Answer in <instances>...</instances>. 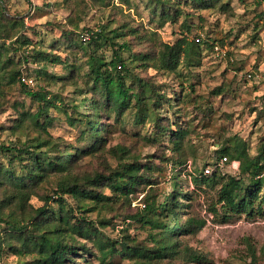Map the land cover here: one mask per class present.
Segmentation results:
<instances>
[{
    "label": "rangeland",
    "instance_id": "374dc122",
    "mask_svg": "<svg viewBox=\"0 0 264 264\" xmlns=\"http://www.w3.org/2000/svg\"><path fill=\"white\" fill-rule=\"evenodd\" d=\"M148 1L110 0L107 5H99L100 2L86 0L77 5L67 0H2L6 17L22 18L24 26L23 29L13 28L10 32L9 28L6 29V34L9 33L11 37L1 38L0 44L5 42L10 45L17 38L19 41L11 47L19 45L21 48H10L9 52L15 60L21 58L22 54H31L34 48H41L73 64H82L84 71L88 68L85 65L89 50L84 49L85 44L80 46L81 34L79 37L75 36L78 47H67L64 42L65 31H75L77 34L87 27L90 32H96L100 25L106 23L107 30L125 23L133 26L137 33H126L118 41L127 40L130 51L136 55L147 54L148 50L155 52L161 42L174 43L183 35L190 40L208 39L207 43H201L199 62L190 68L181 67V76L160 70L154 65L142 66L129 61L132 77L137 75L151 81L156 90L160 89L168 96L177 94L179 100L172 102L171 107L165 104L159 109V115L168 118V124H172L173 129L176 126L174 122L188 125L189 133L182 140L183 156L180 157L179 153L172 150L173 143L168 137H161L163 144L157 146L143 140L142 136L151 133L152 124L134 123V108H130L123 113L121 121L116 120L114 113L107 117L101 114L102 123L108 126L102 136V149L95 155L80 157L74 164L72 173L79 179L93 176L97 172L110 174L118 167L123 155L129 156L130 161L135 156L139 163L150 168L146 169L145 174L151 179V184L143 183L141 189L130 194L129 205L115 206L113 209L99 206L83 214L97 228V238L116 241L123 236L131 245L141 242L150 246L148 231L127 216L140 211L147 194L154 193L161 200L164 194L172 191L175 179L180 184L181 191L188 194L186 199L181 200L185 205L180 213L181 222L195 218L202 223L195 227L194 232L178 235L182 253L189 257L181 253L178 258L165 259L163 264H264V203L259 204L262 191L254 199L250 214L237 212L225 218L221 204L217 203L219 186L198 187L191 175L205 161L213 160L215 149L233 143L236 136L246 141L251 155L256 154L264 144V0H221L223 7L219 3L196 7L182 2L188 16L182 14L175 21L164 22L152 13ZM184 18L191 28L189 32L184 31L185 34H182L180 24ZM130 51H123V57H132ZM97 54L108 62L113 57V49L110 45L102 46L97 49ZM31 59L29 57V62L24 63L22 69L32 77L37 73L35 68L38 63ZM46 66L49 72L60 76L67 74L65 65L48 62ZM31 79V89H38L39 83H42L35 77ZM84 85L81 78H78L77 84L58 81L45 86L43 83L49 96L53 99L56 97L55 103H60V97L77 106L81 104L84 94L87 97L91 95L85 92ZM218 86H222L225 92L218 93ZM86 109L87 107H79L80 112H85ZM25 110L34 112L36 103L23 94L18 84L3 82L0 85V144L4 148L21 147L28 136L36 135L28 128L31 122L28 118H24L25 124L21 130L14 129L17 121L23 120L21 112ZM50 114L55 119L48 132L59 143L60 150L72 147L76 151L89 146L91 141L87 138L86 141L80 139L84 125L70 126L64 119V114L54 108L50 109ZM117 147H123L125 153L118 151ZM21 155L25 164L27 155ZM10 158L12 157L8 155V151L2 149L0 161L6 162ZM180 159L183 163H179ZM12 163L18 171L21 167L19 160L13 159ZM221 172L238 176V162L222 164ZM47 179L36 189V194L29 198V202L36 207L44 203L37 194H52L59 178L51 174ZM103 192L110 195L108 189ZM66 198L69 204L76 206L72 197ZM87 206L86 208H92V205ZM75 214L81 216L78 212ZM102 219L110 222L101 224ZM155 235L158 238L157 233ZM89 237L95 239L93 234ZM82 241L83 238H77V242ZM86 244L89 251L78 250V253H71L66 264H106L97 247L89 240ZM195 254V259H192ZM30 258L7 252L0 257V264H17ZM112 260V264H133L131 260L121 256H115Z\"/></svg>",
    "mask_w": 264,
    "mask_h": 264
},
{
    "label": "trees",
    "instance_id": "16d2710c",
    "mask_svg": "<svg viewBox=\"0 0 264 264\" xmlns=\"http://www.w3.org/2000/svg\"><path fill=\"white\" fill-rule=\"evenodd\" d=\"M67 1L78 5L86 0ZM90 1L100 2L99 5H107L110 0ZM220 1L149 0L147 3L152 13L164 22L175 21L182 14L188 16L185 8L182 7V2L191 3L196 7L219 3L223 7ZM5 14L3 2L0 0V39L11 37L9 33L6 34V29L9 28L10 32L13 28L23 29L24 26L22 18L11 19ZM186 20L184 18L180 24L182 34L184 31L189 32L191 28ZM106 24L100 25L96 32H92L89 39H79L80 46L85 44L84 49L89 50L86 65L84 63L85 66L88 65V68L84 71L82 64H73L41 48H34L31 54H22L21 58L15 60L9 52L10 48L11 50L21 48L19 45L11 47L17 44L19 41L17 38L10 45H6L5 42L0 44V85L3 82L18 84L23 94L36 103V110L34 112L22 111L23 118L21 119L23 120L17 121L18 123L14 126V129L20 128L21 130L25 124L24 118H28L31 121L28 128L32 129L36 135L31 137L27 135V139L18 148L14 146L4 148V145L0 144V153L4 149L12 157L6 162L0 161V226H2L0 228V257L9 252L19 257H31L17 264H66L71 253H78V250L89 251L86 244L89 240L97 247L101 259L106 264H112L115 256L128 258L133 264H163L165 259L178 258L182 254L187 255L182 253L178 235L194 232L195 227L202 223L195 218H188L181 222L180 213L185 206L181 200L186 199L188 194L181 191L180 184H177L174 177L172 191L164 194L161 200L154 193L147 194L140 211L127 216L148 231L150 246L136 242L135 239L136 244L131 245L123 236L116 241L97 238L99 234L97 228L83 217L85 212L99 208V206L113 209L115 206L129 205L130 194L141 189L143 183L151 184V179L145 174L146 169L150 168L139 163L135 156H133V161L129 160V156H121L118 167L107 175L97 172L93 176H84L79 179L72 173L73 166L80 157L95 155L102 149L104 142L102 136L108 126L102 123L101 114L107 117L114 113L116 120L121 121L123 113L134 108V123L152 124L153 127L151 133L141 137L143 140L157 146L163 144L161 137H168L167 139L173 143L172 150L179 153L180 157L183 156L182 140L189 133L188 125L174 122L176 126L173 129L172 124H168V118L159 115L161 107L165 104L171 107L172 102L179 100L177 94L173 93L172 96H168L160 89L156 90L151 81L137 75L132 77L133 72L129 61L142 64V66L154 65L160 70L181 76L182 72L179 69L181 67L190 68L197 64L201 55V43L209 41L201 38L190 40L183 35L174 43L161 42L155 52L148 50L147 54L136 55L130 51V43L127 40L118 41L126 33H137L136 29L123 23L107 30ZM82 32H90V28L84 27L77 34L75 31H65L64 42L67 47H78L75 36L79 37ZM107 45L113 49V57L108 62L99 58L97 54L98 48ZM123 51H130L132 57L124 58ZM29 57L38 63L35 68L37 73L32 77L42 84L39 83L36 90H32L30 85L21 81V76L31 77L22 69L24 63L29 62ZM48 62L65 65L66 76L49 72L46 66ZM78 78L83 79L85 92L91 94L89 97L84 94L79 106L65 102L60 97V103H55L56 97L53 99L49 96L48 90L43 86V83L45 86H50L58 81L63 84H77ZM216 89L218 93L225 92L222 86ZM79 107H87V109L85 112H80ZM51 108L61 111L70 126L84 125L80 139L86 141L87 138L91 141L89 146L80 150L76 149V151L72 147L68 150H60L59 143L53 140L48 132V128L55 119V116L50 114ZM68 110L71 112L69 113ZM164 123H166L165 126ZM116 149L125 153L123 147ZM50 152H53L52 156ZM21 154L27 155L25 164ZM223 158L226 159L223 160ZM13 159H18L21 164L18 171L12 163ZM179 161L183 163L181 159ZM232 161L238 162V176L221 172L222 164ZM143 168H145L144 171H141ZM206 168H209L208 173L205 172ZM19 171L23 173H17ZM51 174L59 178L56 182V189L52 194L40 195L38 193V197L44 203L36 207L29 202V198L36 194V189L43 182L48 181L47 178ZM191 175L198 187L219 186L217 203L221 204L225 218L237 212L250 214L259 191H262L259 204L264 203V144L258 148L256 154L251 155L246 141L236 136L233 143L226 144L221 149H215L213 160L205 161L203 166L196 168ZM104 189H108L110 195H106L103 192ZM66 196L72 197L76 206L69 204ZM50 203H52L51 206ZM87 205H92V208H86ZM212 210L214 211V208ZM75 212L81 216L78 217ZM108 222L110 220L102 219L100 223ZM92 234L95 236L93 240L89 237ZM78 237L83 238L84 241L77 242ZM251 254L255 256L252 251ZM195 257L196 254L192 256V259Z\"/></svg>",
    "mask_w": 264,
    "mask_h": 264
},
{
    "label": "built area",
    "instance_id": "2783aa9c",
    "mask_svg": "<svg viewBox=\"0 0 264 264\" xmlns=\"http://www.w3.org/2000/svg\"><path fill=\"white\" fill-rule=\"evenodd\" d=\"M92 32H83L81 34V37L83 40H87L90 38ZM21 81L27 85H32L33 84V81L31 78H28V77H25V76H21ZM226 158H223V160H225ZM205 172L208 173L209 172V168H206L205 169Z\"/></svg>",
    "mask_w": 264,
    "mask_h": 264
}]
</instances>
